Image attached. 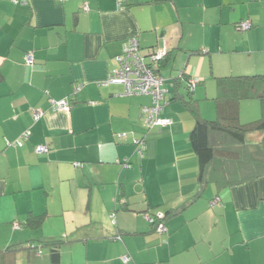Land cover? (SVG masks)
<instances>
[{
	"label": "crops",
	"instance_id": "0c3cea01",
	"mask_svg": "<svg viewBox=\"0 0 264 264\" xmlns=\"http://www.w3.org/2000/svg\"><path fill=\"white\" fill-rule=\"evenodd\" d=\"M134 36L147 57L167 49L164 76L188 72L201 115L208 101L218 115L217 76L264 72V0H0V264H264V175L201 186L182 101L150 128L152 96L106 82ZM62 98L70 107L54 109ZM249 99L239 120L247 103L263 113ZM169 208L182 209L161 232L145 215ZM55 238L57 260L42 243ZM15 242L35 246L7 251Z\"/></svg>",
	"mask_w": 264,
	"mask_h": 264
},
{
	"label": "trees",
	"instance_id": "16d2710c",
	"mask_svg": "<svg viewBox=\"0 0 264 264\" xmlns=\"http://www.w3.org/2000/svg\"><path fill=\"white\" fill-rule=\"evenodd\" d=\"M243 21L245 20L238 21L235 25L242 30L252 26L251 22L248 28H243ZM197 50L200 52L199 49ZM26 54L25 62L31 63L34 56L32 61H28ZM167 56L168 51L154 68L156 73L162 74L161 70L168 60ZM164 77L167 93L161 100L162 112L168 101L180 100L194 116V125L189 138L198 157L197 177L201 186H205L210 180L215 181L219 186L240 184L264 175V135L255 142L246 140L249 133L264 130V72L217 76L218 94L214 99L218 115L214 118H207L200 114L198 101L192 95L188 85L190 76L185 69L169 78ZM2 78L0 72V81ZM247 98H259L263 104V113L255 119L243 122L239 120L238 109L240 101ZM181 209L169 208L166 213L148 214L153 217L151 223L158 229L160 222H164L167 216L176 214ZM160 213L161 216H159ZM43 219L44 214H32L26 219L25 224L37 227L42 224ZM63 241V238H55L43 240L42 243L49 245L54 260H57L58 245ZM34 246L32 242L27 244L15 242L8 245L6 250L27 249Z\"/></svg>",
	"mask_w": 264,
	"mask_h": 264
},
{
	"label": "built area",
	"instance_id": "2783aa9c",
	"mask_svg": "<svg viewBox=\"0 0 264 264\" xmlns=\"http://www.w3.org/2000/svg\"><path fill=\"white\" fill-rule=\"evenodd\" d=\"M24 1V0H22ZM251 25L250 20L242 22L243 28H248ZM167 54L165 47H158L154 49L150 56L147 57L141 50L138 38L136 36L130 38L126 44L124 50L116 56L117 65L110 73L106 82H120L125 85V94H137L144 93L150 94L153 98L151 105L144 108L149 113L148 119L145 121L148 127L155 125L165 126L171 122L168 116L162 115L163 105L161 100L167 93V88L164 86L166 78L159 73H156L158 61ZM26 59L28 61L33 60V54L27 53ZM196 80V79H195ZM54 109H68L70 107L69 100L67 98L57 99L52 101ZM43 111L41 109L34 110L35 118L41 117ZM29 130L24 131L14 143L17 145L22 144L23 140L28 137ZM123 135V134H121ZM138 152L143 155L145 149V143L143 140H138ZM48 145L42 143L37 145V150L43 152L47 150ZM219 200V196L214 198L212 203H216ZM162 214L160 213L159 216ZM148 220L153 221V217L149 214L145 215ZM15 225L19 224L15 222ZM158 230L163 232L166 230L164 222L158 224ZM123 260L128 262L129 256L124 255Z\"/></svg>",
	"mask_w": 264,
	"mask_h": 264
},
{
	"label": "rangeland",
	"instance_id": "374dc122",
	"mask_svg": "<svg viewBox=\"0 0 264 264\" xmlns=\"http://www.w3.org/2000/svg\"><path fill=\"white\" fill-rule=\"evenodd\" d=\"M243 31H245V30H243ZM202 56H203L202 54L199 55V57H202ZM166 72L167 71L165 70L164 73H166ZM194 79L198 80V77H196ZM207 83H208V81L206 80V84ZM209 83H210V81H209ZM212 83H213V81H211V85H212ZM202 86H203L202 84L199 85V87H202ZM252 101L260 102L259 99H249V100H247V102H252ZM204 104H207V105L203 107L202 115L203 116H206L208 118L215 117V114H212V112H211V114L207 112L208 110L210 111V109H211V111L213 110L212 109V102L208 101V102H204ZM260 113H262V111L260 110V108L259 109L258 108H254L253 103H247V105L245 107H242L241 115H240V120L241 121H248V120L257 118V117L260 116ZM211 115H213V116H211ZM137 148H138V144L136 143L135 144V152L138 153V154H140L138 152ZM112 216H115V215L113 214ZM44 248H45V250H48V248L46 246H44Z\"/></svg>",
	"mask_w": 264,
	"mask_h": 264
}]
</instances>
